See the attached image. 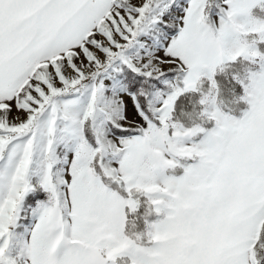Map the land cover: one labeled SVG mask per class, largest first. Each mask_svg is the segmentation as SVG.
I'll return each instance as SVG.
<instances>
[{
  "label": "snow or ice",
  "instance_id": "6c2138e0",
  "mask_svg": "<svg viewBox=\"0 0 264 264\" xmlns=\"http://www.w3.org/2000/svg\"><path fill=\"white\" fill-rule=\"evenodd\" d=\"M0 264H264V0H0Z\"/></svg>",
  "mask_w": 264,
  "mask_h": 264
}]
</instances>
